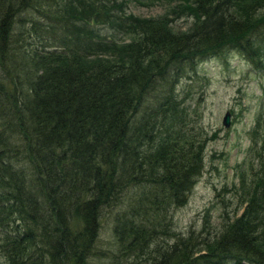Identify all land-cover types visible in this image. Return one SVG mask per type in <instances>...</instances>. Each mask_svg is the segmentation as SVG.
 <instances>
[{
  "label": "trees",
  "instance_id": "1",
  "mask_svg": "<svg viewBox=\"0 0 264 264\" xmlns=\"http://www.w3.org/2000/svg\"><path fill=\"white\" fill-rule=\"evenodd\" d=\"M144 1L0 0L2 264H90L102 220L113 224V264H264L259 117L237 174L240 213L216 232L206 217L184 234L172 221L216 139L175 87L185 67L224 51L264 73V0L126 11Z\"/></svg>",
  "mask_w": 264,
  "mask_h": 264
},
{
  "label": "rangeland",
  "instance_id": "2",
  "mask_svg": "<svg viewBox=\"0 0 264 264\" xmlns=\"http://www.w3.org/2000/svg\"><path fill=\"white\" fill-rule=\"evenodd\" d=\"M170 6L164 2L151 4L145 0L141 5H129L126 11L136 16L156 17ZM185 25L183 19L175 22L178 30L183 31ZM101 31L109 33L105 28ZM175 89L183 105L189 108L190 118L200 124L208 135L214 132L216 139L205 146L203 170L186 203L172 214L173 230L182 234L189 229L199 231L207 218L204 229L216 232L222 224L220 217L231 218L241 205L237 174L245 169L242 162L247 155L246 150L256 140L251 135L255 118L259 117L262 123L264 121V73L254 70L235 51H224L199 62L192 69L185 67ZM225 113L229 114L226 128L221 124ZM253 166L256 169V163ZM245 177L250 180L247 171ZM112 226L109 220L100 223L90 264H113L111 253H116V244ZM162 239L168 240L166 237Z\"/></svg>",
  "mask_w": 264,
  "mask_h": 264
},
{
  "label": "water",
  "instance_id": "3",
  "mask_svg": "<svg viewBox=\"0 0 264 264\" xmlns=\"http://www.w3.org/2000/svg\"><path fill=\"white\" fill-rule=\"evenodd\" d=\"M228 122H229V114L225 113L222 120H221V124L223 127H227L228 126Z\"/></svg>",
  "mask_w": 264,
  "mask_h": 264
},
{
  "label": "bare ground",
  "instance_id": "4",
  "mask_svg": "<svg viewBox=\"0 0 264 264\" xmlns=\"http://www.w3.org/2000/svg\"><path fill=\"white\" fill-rule=\"evenodd\" d=\"M108 32H109V31H108ZM16 34H17V33H16ZM18 34H19V33H18ZM18 34H17V35H18ZM108 34H110V32H109ZM42 37H43V36H42ZM51 41H52V39H51ZM258 56H259V55H258ZM174 136H175V135H174ZM170 138H171V137H170ZM173 142H174V141H173ZM173 142H172V143H173ZM187 164H188V163H187ZM192 164H193V163H191V165H192ZM214 171H215V170H214ZM244 187H245V186H244ZM225 189H226V188H225ZM261 190H262V189H261ZM262 191H264V190H262ZM228 193H229V192H228ZM262 197H263V195H262ZM260 198H261V196H260ZM14 199H15V198H14ZM18 199H19V198H18ZM260 200H261V199H260ZM261 203H262V202H261ZM203 222H204V221H203ZM207 226H208V225H207ZM207 226H206V227H207ZM211 226H212V225H211ZM190 227H191V225H190ZM38 232H39V231H38ZM35 235H36V234H35ZM12 236H13V235H12ZM3 241H4V240H3ZM15 242H16V241H15ZM41 242H42V241H41ZM41 242H40V243H41ZM47 246H48V245H47ZM6 247H7V246H6ZM43 247H44V246H43ZM94 250H95V249H94ZM93 253H94V252H93ZM99 253H100V252H99ZM114 254H115V253H114ZM96 255H97V254H96ZM115 255H116V254H115ZM217 255H218V254H217ZM99 256H100V255H99ZM120 256H121V255H120ZM200 256H201V255H200ZM197 257H198V256H197ZM217 259H218V258H217ZM201 260H202V259H201ZM244 261H245V260H244ZM126 262H127V261H126ZM130 263H131V262H130ZM130 263H129V264H130Z\"/></svg>",
  "mask_w": 264,
  "mask_h": 264
}]
</instances>
